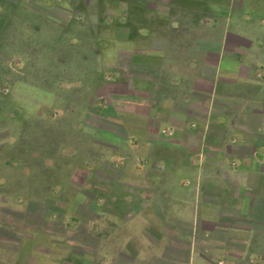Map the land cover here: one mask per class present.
Segmentation results:
<instances>
[{"label": "crops", "instance_id": "obj_1", "mask_svg": "<svg viewBox=\"0 0 264 264\" xmlns=\"http://www.w3.org/2000/svg\"><path fill=\"white\" fill-rule=\"evenodd\" d=\"M42 4L95 24L71 86L118 152L4 133L0 264H264V0Z\"/></svg>", "mask_w": 264, "mask_h": 264}, {"label": "rangeland", "instance_id": "obj_2", "mask_svg": "<svg viewBox=\"0 0 264 264\" xmlns=\"http://www.w3.org/2000/svg\"><path fill=\"white\" fill-rule=\"evenodd\" d=\"M84 14L77 18L96 16L94 12ZM69 18L68 13L43 5L42 0H0V158L4 133L18 134L20 127L42 132L43 143L68 142L74 147L78 167L88 160L98 167L109 154L118 152L99 136L86 135L95 128L94 123L84 114L82 93L71 83L82 59L99 62L94 40L87 39L96 37L98 30L92 22L70 24ZM73 36L81 39L72 43L69 38ZM92 103V99L87 101ZM14 138L17 143L18 137ZM47 147L40 148L48 151ZM85 177L83 170H76V182ZM77 218L83 221V215ZM69 219L75 222L74 217Z\"/></svg>", "mask_w": 264, "mask_h": 264}]
</instances>
